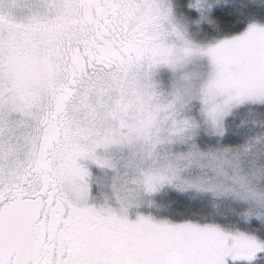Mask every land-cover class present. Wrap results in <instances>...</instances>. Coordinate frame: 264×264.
<instances>
[{
	"label": "snow or ice",
	"instance_id": "obj_1",
	"mask_svg": "<svg viewBox=\"0 0 264 264\" xmlns=\"http://www.w3.org/2000/svg\"><path fill=\"white\" fill-rule=\"evenodd\" d=\"M0 264H264V0H0Z\"/></svg>",
	"mask_w": 264,
	"mask_h": 264
}]
</instances>
